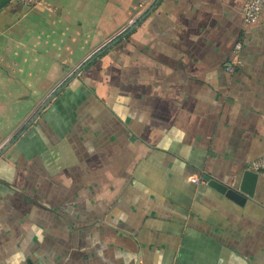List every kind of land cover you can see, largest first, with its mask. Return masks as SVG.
Masks as SVG:
<instances>
[{"label": "crops", "instance_id": "crops-1", "mask_svg": "<svg viewBox=\"0 0 264 264\" xmlns=\"http://www.w3.org/2000/svg\"><path fill=\"white\" fill-rule=\"evenodd\" d=\"M244 3L0 0V264H264V173L204 179L264 153Z\"/></svg>", "mask_w": 264, "mask_h": 264}, {"label": "built area", "instance_id": "built-area-1", "mask_svg": "<svg viewBox=\"0 0 264 264\" xmlns=\"http://www.w3.org/2000/svg\"><path fill=\"white\" fill-rule=\"evenodd\" d=\"M26 5H34L39 2V0H17ZM264 0H245L242 8V16L244 23L255 22L262 10ZM241 49V42L237 41L233 48V54L226 66L228 71H233L235 67L240 64L239 51ZM249 170L256 173H264V153L255 158L249 165Z\"/></svg>", "mask_w": 264, "mask_h": 264}, {"label": "water", "instance_id": "water-1", "mask_svg": "<svg viewBox=\"0 0 264 264\" xmlns=\"http://www.w3.org/2000/svg\"><path fill=\"white\" fill-rule=\"evenodd\" d=\"M204 179L209 187L224 194L235 202H240L243 197L241 196V193L252 196L253 186L257 179V173L249 169L245 170L241 177L239 187L237 188L238 190L236 188H231L227 184H224L208 175H205Z\"/></svg>", "mask_w": 264, "mask_h": 264}, {"label": "rangeland", "instance_id": "rangeland-1", "mask_svg": "<svg viewBox=\"0 0 264 264\" xmlns=\"http://www.w3.org/2000/svg\"><path fill=\"white\" fill-rule=\"evenodd\" d=\"M62 85H63V82H61V83L59 84V86H56V88L58 89V88L61 87ZM56 88H55V89H56ZM44 101H45V100H44ZM44 101H43V102H44Z\"/></svg>", "mask_w": 264, "mask_h": 264}]
</instances>
